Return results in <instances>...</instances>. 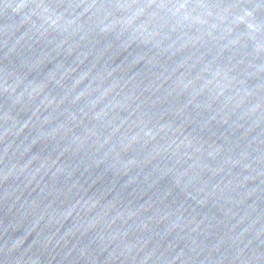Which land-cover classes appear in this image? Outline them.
Segmentation results:
<instances>
[{
	"label": "water",
	"instance_id": "obj_1",
	"mask_svg": "<svg viewBox=\"0 0 264 264\" xmlns=\"http://www.w3.org/2000/svg\"><path fill=\"white\" fill-rule=\"evenodd\" d=\"M0 264H264V0H0Z\"/></svg>",
	"mask_w": 264,
	"mask_h": 264
}]
</instances>
